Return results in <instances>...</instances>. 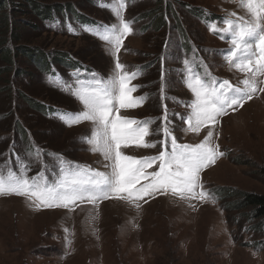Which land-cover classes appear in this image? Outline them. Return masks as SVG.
Listing matches in <instances>:
<instances>
[{"label":"rangeland","instance_id":"rangeland-1","mask_svg":"<svg viewBox=\"0 0 264 264\" xmlns=\"http://www.w3.org/2000/svg\"><path fill=\"white\" fill-rule=\"evenodd\" d=\"M7 1L3 13L10 14L14 0ZM35 2L52 9L48 19L41 20L25 3L9 19V29L16 28L13 34L0 26V167L5 173L11 167L19 174L22 161L29 177L43 172L52 182L61 167L59 157L110 171L105 167L109 161L82 141L93 124L67 126L57 113L81 110L70 89L78 87L77 80H91L92 73L114 75L117 58L126 71L139 73L129 83L136 87L132 98L146 97L138 107L121 109L120 115L138 121L154 118L149 126L153 134L146 141L164 139L155 132L167 105L178 143L198 144L211 129V146L218 145L223 155L201 173L203 187L197 192L209 194L203 199L157 193L135 203L118 198L95 205L77 202L69 210L37 209L25 196L0 195V264H264V220L253 217L251 208H242L244 194L264 195V92L259 91L264 76L256 77L258 91L251 100L229 109L218 124L199 134L187 130L181 119L190 113L186 105L194 99L185 83V60L197 62L201 74L207 70L233 85L243 87L240 82L251 77L225 61L230 39L222 40L206 25L212 19L209 25L223 28L215 19L230 13L249 18L239 0H126L123 18L131 22L132 33L123 38L118 53L114 44L80 28L81 21L118 24L111 7L100 6L116 0ZM158 2L173 7L174 13L164 14L166 27L158 28ZM203 14L209 15L205 21L199 18ZM35 48L42 51H36L39 58L20 52ZM5 51L13 52L11 64L10 57L2 56ZM160 150V144L122 148L136 158L156 156Z\"/></svg>","mask_w":264,"mask_h":264},{"label":"snow or ice","instance_id":"snow-or-ice-1","mask_svg":"<svg viewBox=\"0 0 264 264\" xmlns=\"http://www.w3.org/2000/svg\"><path fill=\"white\" fill-rule=\"evenodd\" d=\"M101 7H111L118 17L119 23L110 27L104 26L103 31H95L102 40L115 45L118 53L123 38L132 33L130 21L123 18L125 0H116L113 5L101 3ZM239 6L247 10L249 18L230 13L223 18L226 25L218 28L209 25L211 31L220 34L221 38H230L231 47L226 50L225 61L242 73H250V78L243 79L237 86L229 80H219L209 71L203 74L195 71L188 60L184 61L188 75L185 83L193 93L194 99L186 106L190 113L181 117L187 124V130L197 134L208 127L219 123V117L226 115L228 110L243 107L257 93V76H264V0H239ZM233 17L235 19H233ZM126 66L117 58L115 74L104 78L92 73L91 80H77L71 94L83 105L76 112H58L57 116L67 126L84 121L91 122L93 129L82 141L91 145L93 153H101L110 171L92 169L88 165L72 164L59 157L61 167L57 178L50 182L43 172L29 177L27 165L20 162L17 174L11 167H0V195L25 196L40 208H65L74 210L77 202L97 204L109 198H118L135 203L144 196L173 195L185 198L203 199L209 194L202 189L201 173L223 155L219 146L212 147L213 131L208 130L205 139L198 144L178 143L172 134L168 120L167 105H164L163 121L155 134H163L164 139L148 142L146 137L153 134L150 125L154 118L138 121L120 115L121 109H132L140 106L146 97L132 98L131 93L136 87H129L138 72L129 73ZM264 92V88H259ZM135 125V127H133ZM134 144L136 147L155 148L160 144L158 155L136 158L126 155L122 148ZM39 156V150H37ZM19 159V158H17ZM155 167L147 172L146 169ZM148 180L141 184V180ZM139 185V187L137 186ZM136 207H140L136 203ZM69 245L71 241H68Z\"/></svg>","mask_w":264,"mask_h":264},{"label":"trees","instance_id":"trees-1","mask_svg":"<svg viewBox=\"0 0 264 264\" xmlns=\"http://www.w3.org/2000/svg\"><path fill=\"white\" fill-rule=\"evenodd\" d=\"M7 3L8 1L7 0H0V26L2 25V27L5 28L7 35L12 32L13 34V31H16V28H13L12 27V31L9 29L8 27V23H9V19H11V15L13 13H16V11H18L20 8L24 7L25 3H28L29 6L34 10V13L37 14V16H40L39 18H41V20L44 18V19H48L49 18V15L52 14V12H50L49 9V6H47L48 4H45L43 5L42 3H37L35 2V0H14L13 1V5L14 6H10L11 8V11H10V14H7V13H3V10L4 8L7 7ZM158 10L157 12H155L157 14H159V18H158V21L159 22V27L158 28H161V27H166L167 26V23L165 21V17H164V14H167L170 12V13H174L173 11V7H172V4H163V2H158ZM52 10V9H51ZM53 14H54V9H53ZM76 14V13H75ZM77 15V14H76ZM79 16V15H77ZM79 19V17H78ZM81 21V20H80ZM11 34V35H12ZM36 51H38L39 53H41V49L40 48H35L33 50H20L21 53H23V55H26V56H29V57H38L39 53H37V56H36ZM31 53V54H29ZM11 54V55H10ZM5 56L6 58L10 57L13 55V52L11 51V53L9 51H5L3 52L2 56ZM66 56L68 57V54H66ZM70 58V57H69ZM12 59L13 57L9 58L8 62L11 64L12 63ZM152 65V63H151ZM153 65H154V62H153ZM41 112L42 114H44V108L41 107ZM23 133V132H21ZM242 208H251V211H252V215L253 217L255 218H258V219H263L264 220V195H257V194H244L243 195V200H242Z\"/></svg>","mask_w":264,"mask_h":264},{"label":"bare ground","instance_id":"bare-ground-1","mask_svg":"<svg viewBox=\"0 0 264 264\" xmlns=\"http://www.w3.org/2000/svg\"><path fill=\"white\" fill-rule=\"evenodd\" d=\"M100 73V72H99ZM5 148V147H4ZM14 198H12V200H13ZM11 200V201H12ZM22 200V198H18V199H15V201H21Z\"/></svg>","mask_w":264,"mask_h":264}]
</instances>
